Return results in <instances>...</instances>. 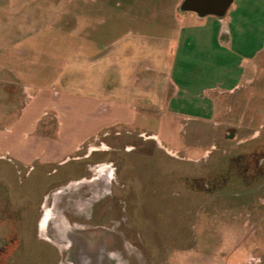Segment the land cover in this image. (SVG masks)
I'll return each mask as SVG.
<instances>
[{
    "label": "rangeland",
    "instance_id": "obj_1",
    "mask_svg": "<svg viewBox=\"0 0 264 264\" xmlns=\"http://www.w3.org/2000/svg\"><path fill=\"white\" fill-rule=\"evenodd\" d=\"M181 2L0 0V255H13L0 264H95L101 249L109 264H264V190L216 196L218 165L240 173L235 154L264 147V65L231 92L219 52L172 71L164 36ZM26 86L52 97L27 100ZM48 102L67 109L61 130ZM127 103L132 116L97 118L96 104ZM36 134L87 135L55 160L6 158Z\"/></svg>",
    "mask_w": 264,
    "mask_h": 264
},
{
    "label": "crops",
    "instance_id": "obj_2",
    "mask_svg": "<svg viewBox=\"0 0 264 264\" xmlns=\"http://www.w3.org/2000/svg\"><path fill=\"white\" fill-rule=\"evenodd\" d=\"M174 20L176 25L172 26L168 36H164L167 40L164 49L166 60L173 62L171 65L172 71L185 69L193 63L208 65L210 64L209 60L213 59L212 51H214L221 54L222 64H225L224 68L230 71L229 77L217 82V84L230 92L236 91L242 83L246 86L254 84L255 79H253L252 74L255 71L257 73L264 65V0H233L225 14L221 17L215 15L200 17L193 11H185L174 15ZM149 44L150 47H157V41L153 44L149 42ZM229 59L230 62L228 63L227 60L229 61ZM153 60V62L157 61L156 57H153ZM169 77L171 82L176 85V82L171 78L172 76L170 75ZM239 79H242V83ZM40 95H44V100L47 101L52 97L48 92L41 90L38 95H32L31 101L35 102L40 98ZM50 104L51 102H48L44 104V106L51 107V110H54V108L57 109L55 113L57 117L61 118L59 121L61 130L63 119L67 116V109L60 107V105ZM65 105L71 107L70 101L65 102ZM95 108H98L96 109V111L98 110L96 112L97 118L108 116L112 119H126L127 116L133 115V111L137 109V106L134 103H127L125 114L120 110L110 111L108 108L99 110L97 104ZM41 110L42 108L39 110L38 114L28 121L27 128L30 131L35 130L36 127L34 123L39 120L37 118ZM60 112H62L61 116ZM18 123H20V121ZM108 123L109 122H106L105 124ZM92 132L87 134H91ZM87 134L82 135L81 138L71 143L65 142L60 136L58 139L50 140L45 136L36 134L31 137L24 146L18 149L13 156L10 152V156L7 155L6 158L11 157L21 162L33 159L35 162L42 161L44 163L47 160H53L57 156L69 152L72 146L79 143ZM42 142L44 143L43 145L41 144ZM67 160L68 159L64 160L62 163H65ZM53 218H55V216ZM47 220L44 224H40L39 221V228L43 234L42 236L49 239V236L45 233ZM54 223L59 227L61 226L59 220L54 221ZM10 227L11 226L8 225L7 229H10ZM63 230H66L63 226H61L59 230L58 228L56 230L57 232L62 231L59 233L60 238L66 235H64L65 232ZM75 230L78 229L75 228ZM68 235L74 244L75 253L73 256L87 257L83 252L81 238L74 234ZM57 236L58 234L55 235V238H57ZM69 244H71V242H67L66 246ZM100 251L103 257L102 253L104 252L102 249ZM117 261V264H125L122 260ZM102 262H104V260L101 259L99 262V258H96L95 264H103Z\"/></svg>",
    "mask_w": 264,
    "mask_h": 264
},
{
    "label": "flooded vegetation",
    "instance_id": "obj_3",
    "mask_svg": "<svg viewBox=\"0 0 264 264\" xmlns=\"http://www.w3.org/2000/svg\"><path fill=\"white\" fill-rule=\"evenodd\" d=\"M261 152V153H260ZM262 154V157L257 158V154ZM237 161L241 162L242 168H240V173H234L236 167L226 165L225 167L222 164L218 165L219 169H224L223 173H219L223 183L220 186V189L217 190L216 196H224L230 198L231 200L243 199L245 195L249 193H257L264 190V147L253 148L251 151H239L235 154ZM243 163V165H242ZM245 166V167H243ZM245 171L246 173L241 172ZM48 219V218H47ZM46 220V219H45ZM106 229V227H103ZM37 236L40 234L36 232ZM103 257L101 254H95L88 257L99 258V262L104 260L105 264H109L112 259L114 252L108 250L103 251ZM13 255H0V257H12ZM111 256V257H110ZM78 257V256H72ZM101 257V258H100ZM104 262H102L104 264ZM100 264V263H98Z\"/></svg>",
    "mask_w": 264,
    "mask_h": 264
},
{
    "label": "water",
    "instance_id": "obj_4",
    "mask_svg": "<svg viewBox=\"0 0 264 264\" xmlns=\"http://www.w3.org/2000/svg\"><path fill=\"white\" fill-rule=\"evenodd\" d=\"M233 0H182L178 10L193 11L198 16L215 15L221 17L225 14L227 8Z\"/></svg>",
    "mask_w": 264,
    "mask_h": 264
},
{
    "label": "bare ground",
    "instance_id": "obj_5",
    "mask_svg": "<svg viewBox=\"0 0 264 264\" xmlns=\"http://www.w3.org/2000/svg\"><path fill=\"white\" fill-rule=\"evenodd\" d=\"M30 89H31V88H30V87H27V86H26V88H25V90H26V94H27V97H26L27 100H29V99L32 98V97H31V94L28 93V90H30ZM45 219H46V216H45Z\"/></svg>",
    "mask_w": 264,
    "mask_h": 264
}]
</instances>
